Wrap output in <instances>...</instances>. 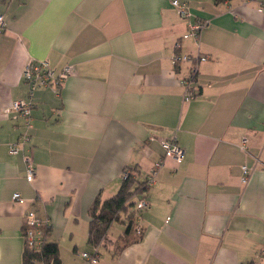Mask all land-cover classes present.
Wrapping results in <instances>:
<instances>
[{"label":"crops","instance_id":"0c3cea01","mask_svg":"<svg viewBox=\"0 0 264 264\" xmlns=\"http://www.w3.org/2000/svg\"><path fill=\"white\" fill-rule=\"evenodd\" d=\"M178 1L208 22L198 43L182 38L172 0H0V264H22L28 209L48 219L61 264H89L80 253L92 250L95 201L116 194L124 171L144 182L158 162L138 197L142 234L113 222L97 264H264V0ZM176 54L207 57L195 58L200 90L189 101L190 63L172 66ZM30 58L72 72L58 95L33 92L26 129L4 109L27 98ZM171 138L180 163L160 147Z\"/></svg>","mask_w":264,"mask_h":264},{"label":"built area","instance_id":"2783aa9c","mask_svg":"<svg viewBox=\"0 0 264 264\" xmlns=\"http://www.w3.org/2000/svg\"><path fill=\"white\" fill-rule=\"evenodd\" d=\"M172 6L176 10L178 16L186 21V33L182 36L183 39L191 38L194 42H199L200 31L205 28L208 24L207 21L195 20L191 21V14L185 2L178 0H172ZM5 28L4 16L0 14V35L3 33ZM204 62L207 60L206 56L197 55L192 57L191 55H175L171 59V64L177 67L181 63H190L189 74L186 78L182 79L181 84L184 88L183 98L185 101H189L197 96L199 93V87L196 84V60ZM72 67L67 65L57 70L50 65L47 60H36L28 59L25 63L21 77L22 82L27 88V98L12 101L8 107L4 109V113H14L23 120V125L26 129L31 127V113L34 107L32 97L33 92L38 88H48L55 95L59 94L62 83L70 76ZM28 140L26 134H22L19 138L18 143L10 145L9 153L17 154L23 150L24 143ZM152 140V138L150 139ZM246 140L242 139L240 145L241 149H245ZM160 147L163 150L164 158L173 159L176 163H180L184 157V151L180 148L175 138L160 140ZM25 162V179L27 182H32L35 179L36 169L32 162V156H26ZM162 165V162L154 164L149 175L147 176L145 185L150 187L155 180L156 170ZM241 182L246 184L249 180L251 169L243 166L242 167ZM122 173V179H126L127 173ZM12 199L19 203H23V198L18 193H14ZM148 206V203L144 199H138L135 205V225L134 230L137 235L142 234V227L140 225V213ZM49 227V221L47 218L39 215L35 210L28 209L24 215V239L27 245L38 251L46 242V231ZM264 255V251L262 252ZM80 257L89 264H97L99 259L98 247H92L90 252L80 253ZM35 264H42L41 262L33 261Z\"/></svg>","mask_w":264,"mask_h":264},{"label":"trees","instance_id":"16d2710c","mask_svg":"<svg viewBox=\"0 0 264 264\" xmlns=\"http://www.w3.org/2000/svg\"><path fill=\"white\" fill-rule=\"evenodd\" d=\"M216 5L229 2L230 0H210ZM126 172V171H124ZM135 170L128 171L126 179H122L121 185L116 194L102 202L96 200L90 210L89 237L88 242L92 247L105 245L107 231L113 222L120 221L122 217L126 224L125 233L134 230L135 225V198L141 195L148 188L145 182H140ZM25 228H23L24 239ZM48 229L46 231L47 236ZM138 237L140 235H137ZM47 238V237H46ZM24 251L22 264H35L33 261L42 264H61L58 256V247L55 243L46 242L38 250L31 249L24 239Z\"/></svg>","mask_w":264,"mask_h":264},{"label":"rangeland","instance_id":"374dc122","mask_svg":"<svg viewBox=\"0 0 264 264\" xmlns=\"http://www.w3.org/2000/svg\"><path fill=\"white\" fill-rule=\"evenodd\" d=\"M138 197H139V196H138ZM138 197L135 198L136 201L139 199ZM106 242H107V241H106ZM106 242H105V244H106ZM100 246H102V244H101Z\"/></svg>","mask_w":264,"mask_h":264},{"label":"bare ground","instance_id":"6f19581e","mask_svg":"<svg viewBox=\"0 0 264 264\" xmlns=\"http://www.w3.org/2000/svg\"><path fill=\"white\" fill-rule=\"evenodd\" d=\"M148 175H149V174H148ZM148 175H147V176H148ZM146 178H147V177H146ZM146 178H145V180H146ZM145 180H144V181H145Z\"/></svg>","mask_w":264,"mask_h":264}]
</instances>
